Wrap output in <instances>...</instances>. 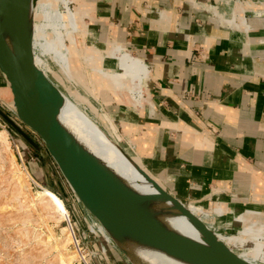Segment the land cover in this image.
I'll use <instances>...</instances> for the list:
<instances>
[{
	"label": "crops",
	"instance_id": "0c3cea01",
	"mask_svg": "<svg viewBox=\"0 0 264 264\" xmlns=\"http://www.w3.org/2000/svg\"><path fill=\"white\" fill-rule=\"evenodd\" d=\"M78 1L81 42L106 51L104 62L117 44L147 67L144 106L123 91L115 101L119 133L146 168L131 155L184 205L202 206L209 227L213 216L241 224L212 229L264 261V0Z\"/></svg>",
	"mask_w": 264,
	"mask_h": 264
},
{
	"label": "rangeland",
	"instance_id": "374dc122",
	"mask_svg": "<svg viewBox=\"0 0 264 264\" xmlns=\"http://www.w3.org/2000/svg\"><path fill=\"white\" fill-rule=\"evenodd\" d=\"M80 4L78 0L70 1V8L73 11L71 22L68 19L64 0L35 1L32 7L34 53L36 55L38 53L42 58L46 77H49L48 79L62 93L68 95L93 121L100 122V128L123 146L128 153L139 156L140 162L146 168L141 155L142 151L136 144H129L125 137H116L111 130V121L104 117V113L107 112L106 114L112 116L119 132L122 131L123 127L118 124L120 121L115 120L116 113L119 112L116 107V102L120 99L119 91L115 90L102 74L94 69L96 61L86 58L87 52L100 58L106 51L86 41L81 42L88 32L82 26L83 18L78 10ZM46 14L54 15L55 18L48 21L44 19ZM71 35L73 37L70 38ZM130 55L136 58L131 53ZM115 56L111 55L108 58L109 61H103L106 69L116 66ZM0 75L7 83L1 71ZM138 81H140L138 76L132 78L135 91L142 90L145 96L144 87ZM7 90H0V107L39 144V148L30 144L0 115V129L7 130V138L14 154V159H10L0 144V264H63L65 253L68 254L70 251L75 252V258L69 260L68 264H133L118 248L100 221L83 206L56 161L49 154L41 137L17 118L12 92L10 90L8 93ZM136 94L134 93V96ZM124 95L132 108L143 107L145 104L144 102L143 105L135 107L127 90ZM134 133L144 138L140 130L136 132L135 127ZM17 173H22L23 177ZM45 189L55 193L63 202L65 217L62 220H54L46 214L47 210L38 198V192ZM198 207L199 209L193 213L203 220L204 208L199 205ZM67 220H71L77 236H80L88 247L97 248L99 239L101 250L107 255L106 258L105 256L96 257L91 248L89 249L91 253L87 255H82L78 249H75L72 243L75 239L74 229L70 223L67 225ZM210 220L208 224H212L223 234L235 233L241 226V224L235 226L231 224V227H225L223 222H214V216ZM68 234L72 239L66 248L55 245L58 240L60 241L61 236ZM253 255L257 257L259 252ZM248 256L244 257L255 264H264V261Z\"/></svg>",
	"mask_w": 264,
	"mask_h": 264
},
{
	"label": "water",
	"instance_id": "95a60500",
	"mask_svg": "<svg viewBox=\"0 0 264 264\" xmlns=\"http://www.w3.org/2000/svg\"><path fill=\"white\" fill-rule=\"evenodd\" d=\"M35 1L0 0V71L12 92L14 112L41 137L78 199L127 259L133 264H152L140 250L153 249L190 264H255L233 250L145 168L135 164L154 192L136 189L54 117L63 93L35 62ZM0 115L39 148L1 107ZM177 215L186 216L197 231L196 237L168 222Z\"/></svg>",
	"mask_w": 264,
	"mask_h": 264
},
{
	"label": "bare ground",
	"instance_id": "6f19581e",
	"mask_svg": "<svg viewBox=\"0 0 264 264\" xmlns=\"http://www.w3.org/2000/svg\"><path fill=\"white\" fill-rule=\"evenodd\" d=\"M70 1L71 0H64L68 19L72 22L73 11L70 8ZM249 4L257 5L256 3L253 2H249ZM52 18H55L54 15L49 16L46 14L44 17V19L48 21L49 20L52 21L51 20ZM71 37H73V35H71L70 38ZM108 54H112V56L116 55L115 58L117 60L116 66L109 70L106 69V67L103 65V61L105 60L103 56H100L99 58V57H95L93 53L87 52L86 58L88 60L92 59L93 61H96L94 69L100 72L102 76L106 79V81H108V83H110L115 90L123 91V92L127 90L133 99V103L135 107L143 105L142 103L146 102V97L142 94L141 92L142 90L135 91L134 88L135 85L132 84V78H134V76H138L140 78V81L138 82L142 83V80L144 79V77H146L147 74L146 65L139 58L132 57L129 51L124 50L121 46L117 44L113 45V47L110 49V53ZM34 58L36 64L46 73L43 60L41 57H39L38 53L37 55L34 53ZM134 93L137 94L134 96ZM59 102L60 103L57 110H55L54 117L58 121L66 125L75 134V136L84 144V147H87L89 149L88 151L90 153L92 151L95 154H97L100 158H102L105 162H107L111 168H113L116 172H118L122 177H124L130 184H132L139 191L142 192L155 191L152 184L138 170L135 164H138L140 166L142 165L138 162V160L134 156L128 153L123 146H121L115 139L110 137V135H108L107 132H105L103 129L100 128L101 127L100 122L93 121L86 113H84L77 106V104L68 95H65L64 93L62 94L61 101ZM106 113L107 112L104 113V117L111 121L112 123L111 130H113V133L115 134L116 137L119 138L122 137L113 119ZM108 126L110 127L109 123ZM7 136H8L7 130L0 129L1 147L2 149L6 150L8 157L13 160L14 154L11 151L10 143ZM19 176L23 177V174L21 173L19 174ZM17 186L19 188L20 185L18 184ZM21 189H22V183H21ZM38 196L42 206L47 210L46 214H48L49 217L51 216V218L57 221H60L62 220L63 217H65V212L63 211V202L55 193H53L49 189H45L42 192H38ZM31 198L33 199L32 196ZM188 207L192 212L199 209L198 205H194V204H190ZM168 222L176 229L192 237L197 236V231L184 215L169 217ZM71 239L72 238L70 237L69 234L63 237L61 236L60 241L58 240L57 243H55V245L66 248V245L70 243ZM140 254L152 264H190L177 260L163 252L153 249H142L140 250ZM72 258L73 259L75 258L74 251H70L68 252V254L65 253V256L63 258V264H68L69 263L68 261L72 260Z\"/></svg>",
	"mask_w": 264,
	"mask_h": 264
},
{
	"label": "built area",
	"instance_id": "2783aa9c",
	"mask_svg": "<svg viewBox=\"0 0 264 264\" xmlns=\"http://www.w3.org/2000/svg\"><path fill=\"white\" fill-rule=\"evenodd\" d=\"M0 124H1V122H0ZM71 224L72 225V223H71V220L69 221V220H67V225L68 224ZM210 226H212V228L214 229V228H216L215 226H213L212 224H210ZM72 228L74 229V226L72 225ZM73 237L75 238L74 239V241H72V243H73V246H74V248L75 249H78L79 250V252L80 253H82V255H87V254H89V253H91L90 252V248L91 247H88V245L87 244H85L84 243V241L82 240V238L79 236H77V234H76V231H75V229H74V235H73ZM98 241H99V243H98V247L97 248H91L92 249V253L97 257V256H99V257H103V256H105V258H106V254L101 250V243H100V240L98 239ZM91 263V262H90Z\"/></svg>",
	"mask_w": 264,
	"mask_h": 264
},
{
	"label": "trees",
	"instance_id": "16d2710c",
	"mask_svg": "<svg viewBox=\"0 0 264 264\" xmlns=\"http://www.w3.org/2000/svg\"><path fill=\"white\" fill-rule=\"evenodd\" d=\"M37 156V155H36ZM38 157V156H37ZM62 197V196H61Z\"/></svg>",
	"mask_w": 264,
	"mask_h": 264
}]
</instances>
